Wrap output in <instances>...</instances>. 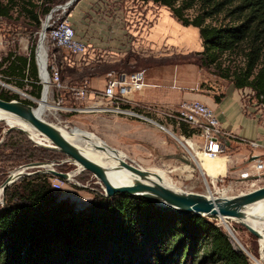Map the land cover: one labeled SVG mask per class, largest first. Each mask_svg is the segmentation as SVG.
I'll return each instance as SVG.
<instances>
[{
  "label": "trees",
  "instance_id": "1",
  "mask_svg": "<svg viewBox=\"0 0 264 264\" xmlns=\"http://www.w3.org/2000/svg\"><path fill=\"white\" fill-rule=\"evenodd\" d=\"M66 1L0 0V17H7L19 2L23 13L39 24L40 14L47 15L54 5ZM140 1L166 7L181 25L197 28L202 65L213 67L237 89L250 88L264 110V0ZM191 9L197 12L189 18L186 12ZM26 60L13 57L7 67V76L18 79L19 88L23 81L35 85ZM38 87L35 98L40 97ZM0 99L11 101L17 96L0 93ZM26 144L9 148L19 160L36 157ZM52 190L40 176L5 190L0 264H253L208 220L211 217L162 211L127 194L97 196L76 211L68 201H57Z\"/></svg>",
  "mask_w": 264,
  "mask_h": 264
},
{
  "label": "rangeland",
  "instance_id": "2",
  "mask_svg": "<svg viewBox=\"0 0 264 264\" xmlns=\"http://www.w3.org/2000/svg\"><path fill=\"white\" fill-rule=\"evenodd\" d=\"M66 2L58 3L54 5L52 9L57 6L64 5ZM147 2H150L153 8V16H155L156 12L159 10L156 8L161 7L163 11L167 12L170 21L174 19L168 8L155 4L152 1ZM34 3L37 4L39 2L38 0H35ZM3 4L5 5V1H3ZM98 10V7L93 4L91 14L87 16L85 15V19H83L87 20V23L90 25H96L100 22V19L97 16ZM70 12V8L65 10L59 9L52 13L49 12L47 15L43 16L39 13V10H37V13L40 14V22L39 24H35L32 19L28 18L27 15L23 13L20 3L17 2V5L10 9L7 17H0V93L3 96L12 97L15 95L17 96V99L11 101L21 103L30 102L32 104L30 106L34 109L39 107L38 101L40 100L41 93L39 98L34 97V95H37L36 92L39 91L38 85L41 88V92L43 89V85L41 84L39 77L36 78L35 75V67L37 69L35 52L37 46L39 45V35L44 23L48 27L49 25H52L54 21H60L63 19H66L73 26L75 31H78L79 29L81 30L83 25L80 23L78 18H76L75 22L79 26L77 24L75 25L71 20L72 18L69 16ZM106 12L112 15L111 9H106ZM196 12L197 11L195 9H191L186 12V15L187 17L192 18L196 15ZM47 18L48 20L46 22ZM212 23L215 22L212 21ZM42 45L47 47L48 44L46 42V38H44ZM93 49L96 50L95 47H91L90 49L87 47L86 55L82 57L73 56L57 50L59 51V54L57 55L59 61L57 63L59 64L61 81L64 86L70 87L72 85H80L84 81L88 83L87 78L84 77L86 74H92L93 72L100 73L105 71L110 75H118L120 73L138 71L141 70L145 63V61H141L139 68H132L128 62L125 64L130 55H135V53H132L131 50L136 51L137 46L114 47L113 49L116 51L123 49L126 53L124 58L120 61H116L115 63H98L92 61L88 55L90 53L99 54L101 52L99 49L92 51ZM33 53L34 57L32 56ZM9 57H24L27 59L26 62L28 67H30L31 77L35 80L33 81L35 85H30L26 83V81H23L24 85H21V88H19L15 83L18 79H10L7 76V67L9 62L12 60V58ZM66 63H71V67H65L64 65ZM28 79L31 81L30 78ZM249 90L251 91V104L256 107V111L260 112V118L264 123L263 107L262 105H258L256 103L252 90L250 88ZM60 94L62 98L57 94L55 88L52 85H49L47 102L57 108V106L54 105V102L55 99L60 98L63 101L64 106L77 109L78 107L84 108L90 103L75 99L66 90H62ZM107 116H111V118ZM104 117H106V119L102 120ZM112 117L115 116L95 112H62V110L58 111V108L56 111L50 110L41 115V118L44 121L52 125L63 128H78L86 133L90 132L89 134L96 135L98 139L100 138V140H103L109 147L119 150V153H123L126 156V162H134L145 170L154 171L159 175L160 173L163 174L167 181H171L176 188L183 192L195 193L209 197H229L248 193L264 187V156L259 159L257 158L256 160L247 161V164H255L256 161H260L263 165V170L253 175L258 177L256 179H252L251 175L250 177H241L240 174L238 176V180H236V178L224 179L220 177L214 182H211L210 179H207L200 171L199 165H196L197 160L187 154L184 147L168 132L156 127V134L148 135L146 129H153L151 128L153 126L149 125L150 127H146L148 126L147 124L143 126L137 122L138 120L131 121ZM156 120L165 125L168 129V124L164 120L160 118H156ZM139 121L142 122L141 120ZM133 125H136L137 127L132 128ZM173 133L178 134L176 130H174ZM187 135H190V133H187ZM193 141L199 142L200 139L193 137ZM35 142L37 143L36 140L31 138L26 133H23L18 129H11L8 124L0 121V187L8 175L13 173L12 171L30 163L52 165V169L62 173H76L75 171L78 167H76L73 163L67 162V158L64 155L55 150L38 145ZM26 143L30 144L28 147L32 148L37 156L19 160L17 158V154L13 155L14 151L9 147L15 146L16 148H24L27 147ZM182 159H188L191 165H195L196 167L194 166L193 170L191 168L186 169V164L181 161ZM44 170V168H28L24 171V174L21 177L16 179L7 188L12 185H20V183H23V180L33 179L36 176H40L49 182L51 189H53L52 191L56 195L57 201H68L72 206H74L76 211L90 205L97 196L105 197L102 186L99 184L97 179L87 171L77 173L74 175L72 180L68 181L51 176L50 174L43 172ZM55 181L60 182L59 189L53 187V183ZM207 187L209 188L207 189ZM224 192L226 193L222 195ZM4 204L5 192L2 195L0 188V208L3 207ZM259 207L264 208V202L255 206L256 211ZM208 220L215 223L216 226L220 227L224 233H226L235 249H244L245 251L243 253L246 254L251 263L264 264V261L260 258L259 253V249H264V240H260L251 235L247 229L236 220H221L215 217L208 218ZM228 230L232 231L234 235H236L239 243H237V241L231 236Z\"/></svg>",
  "mask_w": 264,
  "mask_h": 264
},
{
  "label": "crops",
  "instance_id": "3",
  "mask_svg": "<svg viewBox=\"0 0 264 264\" xmlns=\"http://www.w3.org/2000/svg\"><path fill=\"white\" fill-rule=\"evenodd\" d=\"M93 4L99 9L100 22L96 25L84 20L85 15L91 14ZM70 9L72 22L76 25L78 18L83 25L75 31L76 38L89 49L95 47L101 51L88 55L92 61L115 63L126 53L114 47L137 46L136 51L131 50L135 55H131L128 64L139 68L140 62L145 61L141 70L145 72L147 85L132 95V100L170 108H176L182 101H199L214 111L221 129L232 137L222 139L223 152L213 158L216 160L213 165L206 163L207 169L200 168L207 179L211 182L220 177L238 180L242 172L254 177L257 173L254 163L247 164V161L264 156V123L260 112L251 104L249 88L237 89L228 79L218 76L213 67L202 65L203 47L197 28L183 26L175 19L170 21L161 7L156 8L159 10L153 16L150 2L140 0H78ZM106 9H111L112 15ZM64 66L71 67V63ZM109 75L105 71L93 72L84 78L91 90L102 91ZM112 118L138 120L126 116ZM151 128L154 130L146 129L148 135H155L157 129ZM181 133L187 135L185 129ZM251 143H257L258 147H251Z\"/></svg>",
  "mask_w": 264,
  "mask_h": 264
},
{
  "label": "built area",
  "instance_id": "4",
  "mask_svg": "<svg viewBox=\"0 0 264 264\" xmlns=\"http://www.w3.org/2000/svg\"><path fill=\"white\" fill-rule=\"evenodd\" d=\"M44 38L48 44L47 47H44V67L47 78L49 77V84L55 88L61 98V91L66 90L75 99L86 101V103L90 102L84 108L78 107L79 112L136 118L147 125L168 132L184 147L189 155L196 150L200 151L199 153L204 157L214 158L223 152L222 139L232 137L231 133L221 129L214 111L199 101H182L176 108H168L141 104L132 100L131 96L147 85L143 70L120 73L107 78L105 88L102 91H91L86 81L80 85L64 86L57 63L59 51L82 57L87 52L86 44L76 38L75 29L66 19L54 21L52 25H49L43 40ZM54 105L57 106L58 111L62 110V112L72 113L76 110L64 106L60 98L55 99ZM156 118L164 120L168 124V129ZM183 129L190 135L181 133ZM174 130L178 134L173 133ZM193 137L199 138L200 141L194 142ZM250 146L256 148L258 144L251 143ZM253 168L256 172H260L263 170V165L260 161H256ZM250 175L248 172L241 173V177H250ZM53 187L59 189L60 182L55 181Z\"/></svg>",
  "mask_w": 264,
  "mask_h": 264
},
{
  "label": "water",
  "instance_id": "5",
  "mask_svg": "<svg viewBox=\"0 0 264 264\" xmlns=\"http://www.w3.org/2000/svg\"><path fill=\"white\" fill-rule=\"evenodd\" d=\"M77 1L78 0H68L64 5L57 6L54 9H52L50 13L62 8L69 9ZM48 18L46 19V22ZM46 29H47V25L42 26L39 35V44H42L43 36ZM38 46L35 52V61L38 68V77L41 81L42 79L41 71L43 72V76L45 75L46 78H47V74L45 71L44 64L41 65L40 67L38 61V54H37ZM43 90H44V86L42 92ZM42 92H41L40 100L42 99ZM0 109L6 112L7 114L13 115L16 118L21 119L24 122L28 123L35 131L43 135L46 138V140L51 144L50 147H46L44 145L41 146L55 150L61 153L62 155H64L69 163H73L76 167H78L79 172L87 171L90 174H92V176L96 178L99 184L102 186V190L104 192L105 197L110 198L116 194H127L132 197H142L148 200L149 202H151L153 205H155L157 208H159L162 211L172 212L179 215L195 214L200 216H209V217L219 218L221 220L232 219L238 222L245 220L247 218V214L245 213L244 210L248 206L264 200V187L258 188L248 193H243L229 197L228 196L209 197L195 193L179 192L165 185L162 177L159 174L151 172L149 170L142 169L139 165L135 164L134 162L128 163L126 161H121L120 166L128 168L133 174L139 176L141 180L134 185L114 187L109 183L106 172L100 165L85 157L75 146H73L60 133V131L56 127L41 119L40 115L36 112L35 109H33L32 106L17 101H4L0 99ZM10 128L15 129L13 127ZM18 130L23 133H26V131L24 130L21 129ZM106 147L112 152L118 151L114 148L109 147L108 145ZM96 148H98L101 151L105 150V148L101 146ZM256 159L257 157H254L252 160H256ZM184 163H187V161L184 160ZM45 165L47 166V164H43V163H30L25 166H21L12 172L17 173L28 168H37V169L44 168ZM43 172H46L51 176L58 177L63 180L68 179L67 173L58 172L52 168L49 170H44ZM23 174H20L19 176H16L13 179L11 175H8L6 180L2 183V195L7 189V187L11 185L16 179L21 177ZM251 178L256 179L258 177L254 176ZM208 188L209 187H207V189ZM259 218H263L264 220V215H260ZM241 224L247 229V231L251 235L255 236L258 239L263 238V235L258 231H256L254 228L249 227L243 223ZM236 250H239L241 252L245 251L242 248ZM259 253H260V258L264 261V249L262 250L259 249Z\"/></svg>",
  "mask_w": 264,
  "mask_h": 264
},
{
  "label": "bare ground",
  "instance_id": "6",
  "mask_svg": "<svg viewBox=\"0 0 264 264\" xmlns=\"http://www.w3.org/2000/svg\"><path fill=\"white\" fill-rule=\"evenodd\" d=\"M62 9L65 10L64 8H62ZM43 26H46L45 23L43 24ZM37 54H38V61H40L39 64L41 67V65H43L45 62V48L42 44H39ZM41 75H42V79H41L42 82L41 83L44 86V90L42 92V99L38 101L39 107L37 109H35L36 112L40 115V117L43 113H45L47 111H50V110L56 111L57 110L56 107L50 105L47 102V95L49 93V85H51V84H49L48 78H46L45 75L43 76L42 71H41ZM111 76H116V75H109V77H111ZM73 109H76L73 112H79L77 108H73ZM0 120H1V122L4 121L10 127L26 131V134L29 135L34 140H36L38 144L44 145L46 147L51 146V144L46 140V138L43 135L39 134L37 131H35L28 123L24 122L21 119L16 118L13 115L7 114L6 112L2 111L1 109H0ZM53 126L56 127L60 131V133L73 146H75L85 157H87L91 161L97 163L98 165H100L105 170L108 181L112 186H114V187L130 186V185H134V184L138 183L141 180L139 176H137L136 174H133L128 168L120 166L121 161H127V160H125L126 156L121 152L119 153V150L117 152H112L111 150L107 149V147H106L107 144L103 140H100V138L98 139V137H96V135L83 132L82 130H80L78 128L72 129V128H68V127L63 128V127H59V126H55V125H53ZM99 146L105 148V150L101 151L98 148H96ZM190 156L197 160L196 165H199V168H202V169L203 168L207 169L209 167V164L213 165L215 163L214 161H216L213 158L204 157L201 153H199L196 150H194V152ZM181 161L184 163V159ZM185 161H187V163H184V164H186V166H185L186 169L191 168L193 170L194 166L191 165V163L188 161V159H185ZM206 163H209V164H206ZM51 168H52L51 165H47V166L45 165L44 166L45 170H49ZM25 170H22V171L17 172V173L13 172L10 175L12 176V179H13L16 176L23 174V172ZM75 172L76 173H74V174L68 173V179H67L68 181L72 180L74 175L79 173V169H77ZM151 172H154V171H151ZM154 173H156V172H154ZM160 175H161L165 185H167L168 187L173 188L179 192H183L180 189L176 188L171 181H167V179H165L166 177L163 174L160 173ZM0 188L2 191V186ZM225 193L226 192H224L222 195H224ZM262 202H264V200L248 206L244 210L245 213L247 214V218L245 220L240 221L241 223H243L249 227H252L256 231L261 233L263 235V238H261L260 240H264V233H263L264 232V220H263V218H259L260 215H264V208L259 207V209L256 211L255 206H257L258 204H260ZM230 234L237 241V243H239L236 235H234V233L232 231H230ZM262 249H260V250H262Z\"/></svg>",
  "mask_w": 264,
  "mask_h": 264
}]
</instances>
